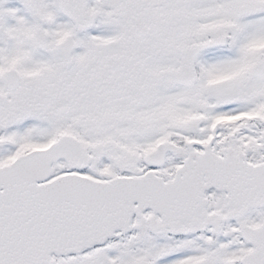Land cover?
Returning <instances> with one entry per match:
<instances>
[{
    "label": "snow or ice",
    "instance_id": "1",
    "mask_svg": "<svg viewBox=\"0 0 264 264\" xmlns=\"http://www.w3.org/2000/svg\"><path fill=\"white\" fill-rule=\"evenodd\" d=\"M0 264H264V0H0Z\"/></svg>",
    "mask_w": 264,
    "mask_h": 264
},
{
    "label": "rangeland",
    "instance_id": "2",
    "mask_svg": "<svg viewBox=\"0 0 264 264\" xmlns=\"http://www.w3.org/2000/svg\"><path fill=\"white\" fill-rule=\"evenodd\" d=\"M13 2H15V0H13Z\"/></svg>",
    "mask_w": 264,
    "mask_h": 264
}]
</instances>
